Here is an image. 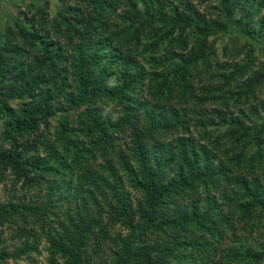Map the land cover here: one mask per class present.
<instances>
[{
    "label": "trees",
    "instance_id": "trees-1",
    "mask_svg": "<svg viewBox=\"0 0 264 264\" xmlns=\"http://www.w3.org/2000/svg\"><path fill=\"white\" fill-rule=\"evenodd\" d=\"M82 1L80 13L75 9L77 19L62 12L61 21L49 27L44 16L35 32L18 25L23 47H14L12 34L4 44L0 39V142L9 145L6 149L0 144V181L11 174L29 192L43 187L51 176L63 187L74 177L89 185L74 196L75 212H66L68 221L58 227L49 218L51 213L56 217L55 205L62 209L63 199L54 204V195L47 205L29 201L2 207L0 226L18 224L16 237L22 247L10 253L1 232L0 264L38 251L34 226L43 222L40 236L50 244V264H60L58 259L64 264H259L264 247L255 252L254 245L235 238V232L238 221L255 220L257 227L264 223V120L254 128L255 151L245 159L244 151H236L242 142L237 138L252 131L245 121L231 119L234 116L223 109L213 111L218 120L199 111L207 123L198 127L207 137H216L211 146L210 140H193L192 106L210 104L207 95L221 97L212 89L215 78L206 82L207 66L217 58L209 38L230 31L236 33L233 41L239 49L235 58H243L224 74L244 86L236 103L256 97L264 85V63L257 61L258 46L249 40L264 37V1ZM213 2L217 5L211 7ZM237 8L242 17L233 21ZM66 36L74 52L62 57ZM75 38L82 42L73 46ZM111 79L116 80L114 88ZM148 90L152 99L145 101ZM13 98L21 105L15 107ZM57 98H66L67 109L54 106ZM105 107L118 111L117 121L105 120ZM141 115L148 121L145 129L140 127ZM41 126L54 128V141H41L40 147L36 141L22 142ZM236 126L243 129L236 131ZM128 131L134 145L130 157L119 148ZM172 134L176 139L166 144ZM152 158L156 171L151 177ZM132 162L144 178L138 185L145 201L137 208L121 196L119 186V173ZM118 224L124 228L118 230ZM229 231L236 245L225 248Z\"/></svg>",
    "mask_w": 264,
    "mask_h": 264
},
{
    "label": "rangeland",
    "instance_id": "rangeland-1",
    "mask_svg": "<svg viewBox=\"0 0 264 264\" xmlns=\"http://www.w3.org/2000/svg\"><path fill=\"white\" fill-rule=\"evenodd\" d=\"M251 1V0H250ZM257 1V0H256ZM255 1V2H256ZM264 1V0H261ZM83 3L82 0H0V39H2V43L4 44L7 39L6 36L9 34H12L14 38V47H23V42L18 37L19 32V26L23 25L28 27L29 31L35 32L36 23H44V16L46 19H48L49 27L52 26V24L55 21H61L59 18L61 16V13L63 12L65 15H70L73 17L77 16L75 15V9H78L81 4ZM217 5V2H213L211 4V7H214ZM238 7V3L236 4ZM76 6V8H74ZM233 7V6H232ZM241 7V6H240ZM199 8L204 12L205 8H202L199 6ZM240 8H237L234 10L232 15L233 21H240L242 17V12L239 10ZM181 10L184 11V6L181 8ZM42 11L43 13L39 15V12ZM77 13H80L79 9L76 10ZM261 12H264L262 10ZM74 13V14H73ZM262 15V13L260 14ZM216 17V16H215ZM72 19V17H71ZM216 19V18H215ZM32 23H35V25H32ZM33 26V27H32ZM48 27V28H49ZM99 32L102 31V26L100 24L98 25ZM6 37V38H5ZM233 37H236V33L234 31H230L229 34H219L216 36H211L209 38V42L214 44V52L215 55H217V58L212 59L210 61V64L207 66V79L206 82H209L211 79L215 78V84L212 89L216 93L217 91L220 93L221 97H210L207 95V98L209 99L208 105L205 106H198L193 107V117L192 120V129H193V140L202 142L209 141L210 145L212 146V143H214V140H216V137H207V133H203V130L198 127V125H201L202 123H207V117L199 116L198 112H208L211 113V118L213 120V117L218 120L217 113L213 111H217V109H223L226 112L229 113L231 117L237 119L238 121L243 119L245 121L246 127H250L252 129L249 131L248 136H239L237 139L242 140L241 143H239V146L236 148V151H244L245 152V159H249L251 155L254 153L255 146L251 142V139L253 138V135L255 133V126L259 125L264 120V112L261 111V105L264 104V85L259 87L258 90H256V97L252 98L248 101H245V99L241 103H236V97L243 91L244 86L240 81L230 80L229 74H224V70L229 69L232 65L240 63L243 56L239 59L235 58V54L239 51L237 49L238 44L234 43ZM66 39L61 40V44H63V48L61 51V56H67L66 53L69 54L74 52L72 50V47L69 45H66ZM251 44L255 45L257 47L256 49V57L257 61L260 63H264V37L260 39V41H252L249 40ZM1 42V40H0ZM79 39L75 38L73 39V46H76L77 44L81 43ZM1 43V44H2ZM89 47V43L85 44V46ZM89 50V49H88ZM72 51V52H71ZM76 53V51H75ZM105 53L102 55L104 56ZM164 57V56H162ZM137 66L140 68V64L138 62ZM143 63V67L147 69V66L145 62ZM69 65V64H68ZM149 68V66H148ZM261 65L257 66V69H260ZM133 70V68H131ZM148 70V69H147ZM222 70V71H221ZM149 72V71H148ZM72 74L69 75L71 77ZM229 75V76H228ZM150 78V76H147ZM222 78V79H221ZM221 79V80H219ZM242 84V85H241ZM110 88H114L116 86V80L111 79L109 81ZM232 89H235L232 91ZM152 91V90H151ZM222 91V92H221ZM150 90L148 92L144 93L143 100L149 101L152 98H150ZM217 94V93H216ZM62 102L58 98L55 100L54 106H66L67 109V102L66 98L63 99ZM11 103L17 107L18 104L21 105V101L18 98H13L11 100ZM219 103H225L219 104ZM59 104V105H58ZM103 112L102 115L105 118V120L110 121H117L118 119V111L111 107H105L102 108ZM228 116V115H227ZM140 127L146 128V124H148V121L145 122L143 115H141L140 118ZM227 121V120H226ZM229 121V119H228ZM144 124V125H142ZM209 124V123H208ZM2 120L0 121V135H2ZM45 126H41L39 131L35 133L33 136L28 137L27 139H22V142L27 143H37V147H40L42 145L41 141H54L55 140V130L53 127L50 128L49 131H46ZM236 131H241L243 128L236 126L234 127ZM4 130V129H3ZM2 130V131H3ZM206 135V136H205ZM204 137V138H203ZM241 137H244L243 139ZM171 139H176V135H169L166 137V144L171 142ZM223 140V139H222ZM237 140V141H238ZM225 141V139L223 140ZM121 144H119V148L123 150V154L127 157H130L134 150V145L131 142L130 137V131L126 135H122ZM34 143V145H35ZM2 148H9V145L7 143H1ZM147 144L151 145V139L147 140ZM234 145H236V142H234ZM42 151V149L40 148ZM174 150L175 147H174ZM167 156V154H166ZM116 159V158H115ZM149 175L152 177L154 175L153 172L156 171V165L155 161L152 158L149 160ZM132 166H130L129 169H126L124 171H121L122 173H119L120 177V187L122 194L121 196L123 198L129 199V201L132 202L133 207L137 208L141 201H145V193L140 188L139 181L141 183H144L143 181V173L138 171V168H136L137 164H134V162L131 163ZM120 166V164L118 165ZM132 170V171H131ZM170 173H164V176H169ZM243 176L247 175L246 173H242ZM82 174H77L76 176ZM76 178V179H75ZM84 179L80 177H74L66 179V182L69 184H66L64 187L59 184L61 180H58L57 177H50L46 184H44L43 187H35L33 190L29 192V190L23 188V182H15V177L11 174H8L4 177L3 180L0 181V209L10 207L12 206H19L22 203H27L31 201L34 204L37 205H47L48 198L50 195H54L52 198V201L54 204L59 200L63 199V206L62 209L59 205H55L54 209L56 208V217L54 218L51 213V218L49 220H53L52 226L58 227L62 221H68L64 215L66 212L74 213L76 208V202L72 201L74 196H76L77 192H82L85 189L89 188V185L85 184L83 181ZM59 181V182H58ZM65 181V180H62ZM68 196V197H67ZM110 203H115L114 201H110ZM61 205V204H60ZM183 206L186 207L187 202L182 203ZM68 209V210H66ZM91 211H89L91 214H96V210L93 209V207L90 208ZM66 210V211H65ZM107 213L106 209L104 214ZM103 214V215H104ZM106 220V219H105ZM108 221L106 220V223ZM44 223V222H43ZM43 223H40L38 226H34L35 231L39 232V235L37 236V240L35 241L38 246V251H34L29 254H24L19 258H7L2 261V264H50V259L52 257L49 247L50 244L46 241L45 238L40 236L41 233V226ZM242 223L238 221V226L236 229V237L242 239V242H248L252 245H254L255 252L261 253L260 247H264V223L257 227L258 224L257 221L252 220ZM46 223H44V226ZM118 230H122L124 227L120 226L119 224L116 226ZM20 229V226L18 224L14 225L11 221H8L5 225L0 226V233L3 232V239L5 240V246L7 247V250L10 253H15L17 247H22L20 238L16 237V232L18 233V230ZM127 233L126 230H123V234ZM228 238L226 239V243L224 244V247H232L236 244L232 243V238H234L233 231H229L227 233ZM234 238V239H235ZM248 239V240H247ZM22 241H25L23 239ZM30 243L33 242V240H29ZM108 245V244H107ZM106 245V247H107ZM110 246V245H108ZM2 246H0L1 249ZM191 253L187 252L186 256H189ZM58 263L64 264V261L62 259H58ZM231 264H236L235 261H231ZM243 264V263H240ZM259 264H264V260H261Z\"/></svg>",
    "mask_w": 264,
    "mask_h": 264
}]
</instances>
